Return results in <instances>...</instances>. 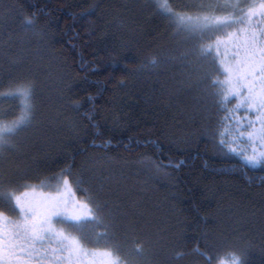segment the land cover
Instances as JSON below:
<instances>
[{"label":"trees","instance_id":"trees-1","mask_svg":"<svg viewBox=\"0 0 264 264\" xmlns=\"http://www.w3.org/2000/svg\"><path fill=\"white\" fill-rule=\"evenodd\" d=\"M192 47L148 0H0V91L30 81L35 105L0 152L5 188L70 167L140 264H264V166L219 152L227 113Z\"/></svg>","mask_w":264,"mask_h":264},{"label":"snow or ice","instance_id":"snow-or-ice-1","mask_svg":"<svg viewBox=\"0 0 264 264\" xmlns=\"http://www.w3.org/2000/svg\"><path fill=\"white\" fill-rule=\"evenodd\" d=\"M148 3L177 35L193 43L191 54L204 63L206 76L215 73L208 85L209 95L218 109L227 113L220 121L224 129L219 132V152L238 157L248 168L264 166V0ZM25 23L31 25L33 20ZM233 99L238 102L229 108ZM5 102L10 106L7 110L0 107V152L13 147L14 138L31 125L34 85L30 81L10 82L7 91H0V105ZM241 110L246 113L244 119L234 115ZM252 113L256 120L247 119ZM230 119L234 123H229ZM182 163L168 166L178 168ZM83 183L80 178L72 179L70 167L38 184L9 188L0 175V264H30L34 258H51L52 264H80L84 258L97 256L106 258V264H140L144 252L141 245L125 249L106 225L103 231L96 230L102 225L98 214L103 206L81 188ZM38 188L51 191L37 195ZM81 191L84 196L77 198ZM195 251L211 264L212 257L199 248ZM231 259L233 264H241L238 257Z\"/></svg>","mask_w":264,"mask_h":264},{"label":"rangeland","instance_id":"rangeland-1","mask_svg":"<svg viewBox=\"0 0 264 264\" xmlns=\"http://www.w3.org/2000/svg\"><path fill=\"white\" fill-rule=\"evenodd\" d=\"M223 55H224V51H223V49H221V56H223ZM229 55H231V53H229ZM36 194L40 195V194H46V193H42V192L36 191ZM85 260H86L85 263H82V264H106V258H103V257H100V256H97L95 258L87 257V258H85ZM218 264H233V260L232 259L231 260H224V261H221Z\"/></svg>","mask_w":264,"mask_h":264}]
</instances>
